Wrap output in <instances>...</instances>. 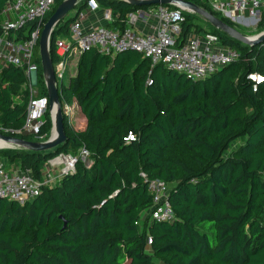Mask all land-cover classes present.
I'll return each mask as SVG.
<instances>
[{
  "label": "trees",
  "instance_id": "1",
  "mask_svg": "<svg viewBox=\"0 0 264 264\" xmlns=\"http://www.w3.org/2000/svg\"><path fill=\"white\" fill-rule=\"evenodd\" d=\"M8 1L0 0V13ZM63 0L46 14L45 22ZM245 33L208 0H192ZM112 11L106 26L124 29L130 15L155 4L98 0ZM57 24L55 40L69 36L74 11ZM175 7V6H171ZM183 34L200 31L205 21L240 58L204 79L151 66L141 52L116 54L90 48L80 54L74 74L60 83V102L74 101L87 118L76 129L64 115L65 143L48 150L0 148V158L42 178L46 161L82 146L93 162L82 160L60 182L21 204L0 198V264H264V40L238 41L195 13L185 12ZM28 22L19 36L31 33ZM264 30V12L256 33ZM38 92L48 95L39 53ZM260 74L256 82L250 74ZM22 67L0 69V123L21 129L30 97ZM41 136L23 130L14 135L46 140L53 127L50 111ZM134 139L127 140L129 132ZM147 178L170 187L174 217L150 219ZM151 242L148 243V239Z\"/></svg>",
  "mask_w": 264,
  "mask_h": 264
},
{
  "label": "built area",
  "instance_id": "2",
  "mask_svg": "<svg viewBox=\"0 0 264 264\" xmlns=\"http://www.w3.org/2000/svg\"><path fill=\"white\" fill-rule=\"evenodd\" d=\"M208 1L217 12L231 19L240 18V22H258L264 12V0ZM54 5L55 0H12L8 1L0 13V69L10 64L22 67L26 75L23 88L29 89L30 92L22 128H4L0 123V133L14 135L15 132L23 130L41 136L40 131L46 122L45 113L49 110V98L48 95H40L38 92L39 66L35 59V46L40 38L45 16ZM87 5L89 11H80L70 23L69 36H58L55 40L57 61L53 66L59 88L66 70L76 65L82 52L94 47L107 54L134 49L148 57L152 67L161 63L192 79H204L240 58V52L236 48L223 44L221 37L210 30L191 31L184 35L183 23L187 10L181 7L157 4L154 9L158 19L157 26L150 32L141 33L132 26L136 19L134 14L130 15L127 26L122 30L106 25L86 27L90 11L100 8L98 0H87ZM11 12L13 16L10 15ZM112 17L110 9L105 11L107 21H111ZM28 22L35 23L34 29L29 34L19 36V31ZM249 76L256 82L263 79L257 73ZM62 110L69 122H72L75 113L81 108L74 101L65 102ZM134 138V133L130 131L126 139ZM79 160L88 166L92 164L93 160L87 147L82 146L76 153L59 152L46 161L42 178L37 179L31 170H21L14 164H8L6 159L0 158V198L23 204L38 196L43 186L54 185L60 182L64 175L74 172ZM142 175L148 182L152 196V206L144 217L150 214V219H172L174 211L169 199L170 185L159 178L149 179L144 172ZM149 242L151 238L148 239Z\"/></svg>",
  "mask_w": 264,
  "mask_h": 264
},
{
  "label": "water",
  "instance_id": "3",
  "mask_svg": "<svg viewBox=\"0 0 264 264\" xmlns=\"http://www.w3.org/2000/svg\"><path fill=\"white\" fill-rule=\"evenodd\" d=\"M80 0H63L48 20L44 23L40 38H39V53L41 57V65L47 86L49 98V111L53 122L52 135L42 141L29 140L16 135L0 133V138L12 143L15 147H23L32 150H48L59 144L65 143L67 135L64 127V114L60 102V90L56 84V76L54 72L53 61L50 54V37L55 31L58 23L65 18L76 8ZM131 4H165L169 6L181 7L188 12L196 13L209 21L213 26L217 27L230 37L249 45H256L264 40V30L254 35H247L227 23L223 18L217 16L214 12L197 4L192 0H126ZM79 9L74 11V17H77ZM238 22L241 21L237 18ZM56 108V114H53V108ZM6 147V148H15ZM67 175V174H66Z\"/></svg>",
  "mask_w": 264,
  "mask_h": 264
},
{
  "label": "crops",
  "instance_id": "4",
  "mask_svg": "<svg viewBox=\"0 0 264 264\" xmlns=\"http://www.w3.org/2000/svg\"><path fill=\"white\" fill-rule=\"evenodd\" d=\"M155 7L156 6H153L147 10H138L137 12L133 13L134 15H136V19L132 26L136 31L146 33L152 31L157 26L158 19L157 16L154 14ZM107 10L108 9H106L105 7L100 6L99 9L93 12L90 11V18L85 23L86 27L94 25H106L108 21L105 19V11ZM85 11H89V7H87ZM77 113L78 115L75 116L73 119H76L77 123H80L79 126L75 127L73 121L71 123L76 129H84L87 125V118L81 110H78Z\"/></svg>",
  "mask_w": 264,
  "mask_h": 264
},
{
  "label": "rangeland",
  "instance_id": "5",
  "mask_svg": "<svg viewBox=\"0 0 264 264\" xmlns=\"http://www.w3.org/2000/svg\"><path fill=\"white\" fill-rule=\"evenodd\" d=\"M210 1H216V0H210ZM10 15L13 16L14 14L11 12ZM198 16H200V15H198ZM195 20L197 22V25L193 26V29H194V27H198V28L204 27V29L210 30V27L208 26V24L205 21H203V20H201L199 18H196ZM232 20L235 23L239 24L243 29H245V31H244L245 33L244 34H247V35H254V34H256L255 31L257 30V25H258L259 21L258 22H253V21H248V22H243L242 21V22H238V20H236V19H232ZM74 68H75V66H73L71 68H68L66 70L65 75H64V78H63L64 83H67L68 82V79H69L68 77H69V75H71V74L74 73ZM77 115H78V113L76 112L75 113V116H77ZM72 121L74 122V126L75 127H78L79 126L80 123H77V120L76 119L75 120L72 119ZM52 133H53V128L51 129L50 136L52 135ZM15 148L22 149L23 147H15Z\"/></svg>",
  "mask_w": 264,
  "mask_h": 264
},
{
  "label": "bare ground",
  "instance_id": "6",
  "mask_svg": "<svg viewBox=\"0 0 264 264\" xmlns=\"http://www.w3.org/2000/svg\"><path fill=\"white\" fill-rule=\"evenodd\" d=\"M53 114L54 115L56 114V108L55 107L53 108ZM10 146L15 147V145H13L12 143L7 142V141L0 138V148L10 147Z\"/></svg>",
  "mask_w": 264,
  "mask_h": 264
}]
</instances>
